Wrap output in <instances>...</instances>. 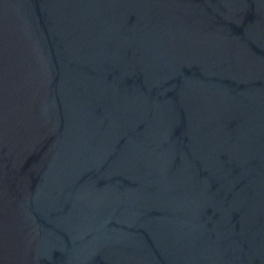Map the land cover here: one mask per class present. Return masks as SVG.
I'll return each instance as SVG.
<instances>
[{"label": "water", "instance_id": "1", "mask_svg": "<svg viewBox=\"0 0 264 264\" xmlns=\"http://www.w3.org/2000/svg\"><path fill=\"white\" fill-rule=\"evenodd\" d=\"M0 264H264V0H0Z\"/></svg>", "mask_w": 264, "mask_h": 264}]
</instances>
